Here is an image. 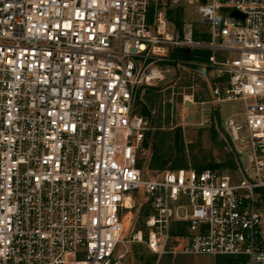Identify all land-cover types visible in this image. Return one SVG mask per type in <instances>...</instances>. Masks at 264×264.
<instances>
[{
	"label": "built area",
	"instance_id": "built-area-1",
	"mask_svg": "<svg viewBox=\"0 0 264 264\" xmlns=\"http://www.w3.org/2000/svg\"><path fill=\"white\" fill-rule=\"evenodd\" d=\"M197 4L0 0V264H124L116 252L137 195L148 214L133 240L159 260L264 264V0H206L207 31L177 24ZM172 70L209 89L208 100L196 101V85L183 96L181 126L188 104L200 126L208 111L240 105L222 125L248 159L238 180L191 166L146 179L151 120L139 92Z\"/></svg>",
	"mask_w": 264,
	"mask_h": 264
},
{
	"label": "rangeland",
	"instance_id": "rangeland-1",
	"mask_svg": "<svg viewBox=\"0 0 264 264\" xmlns=\"http://www.w3.org/2000/svg\"><path fill=\"white\" fill-rule=\"evenodd\" d=\"M206 0H198V4L184 7L182 20L193 23L201 31H207L209 26L205 25L198 15V9L205 4ZM196 85L198 92L197 100H208L209 91L204 83H193L188 74L182 70H172L167 75L166 81L160 87H147L150 90H140L138 109L143 105L151 110V131L148 134V142L152 146V157L157 152L161 158L169 161L163 171H170L174 167L175 161L184 163L188 167H195L198 164L226 165L232 159L231 151L219 134L214 116L210 112L204 118L207 121L204 126L200 123V111L193 105L188 104L189 117L186 118L188 125L181 126L183 115V96L191 94L190 87ZM172 100V104L169 101ZM165 103V105H164ZM239 104H227L219 106L221 122L224 126L228 118L235 113H240ZM214 115V114H213ZM240 121V120H239ZM192 124V125H191ZM179 137V138H178ZM245 138V136H243ZM177 144V145H176ZM238 147H240L238 145ZM154 148V149H153ZM180 152V153H179ZM233 155V154H232ZM234 157V156H233ZM245 168L248 167L246 155L241 157ZM149 169L153 173H148L146 179L156 177V174L163 171H156L151 166ZM230 173L240 178L237 170L224 168ZM217 169V170H224ZM258 196L264 198V193L256 192ZM140 196H136V207L124 214V234L122 244L119 245L116 254H124V264H237L239 259L235 257L219 256H194V257H163L158 259L145 245L133 240V237L144 227V216L139 203Z\"/></svg>",
	"mask_w": 264,
	"mask_h": 264
},
{
	"label": "trees",
	"instance_id": "trees-1",
	"mask_svg": "<svg viewBox=\"0 0 264 264\" xmlns=\"http://www.w3.org/2000/svg\"><path fill=\"white\" fill-rule=\"evenodd\" d=\"M174 18H175L177 24H180V22L182 20V11H177L175 13ZM196 38H198V37L196 36ZM203 39L205 41H208L209 36L203 35ZM210 56H211V53L208 51L185 53L181 50L176 52V54L174 55V57L178 58V59H184V60H189V61H199V62H203V63L208 62ZM141 90H150V89L147 87H143V88H141ZM139 111H140L141 115L150 119L151 110L147 107V105H143L142 109ZM231 156H232V159L229 160L228 163L224 166L223 165H215V164L211 163V164H202V165L198 164L197 166H195L194 168L192 167V168L198 172H202L205 170H217V169H222V168L223 169L228 168L231 170H237V165H236L235 159H234L232 154H231ZM168 164H169L168 160L161 158L160 155L157 152H155L153 157H152V161L150 163V166H151V168H153L156 171H163L167 167ZM188 168L189 167L186 164H184V163L178 164V161H175L174 167H172L171 171L183 170V169H188ZM142 214L144 217L147 216L148 212L145 208H142ZM173 234L174 235L176 234L175 230L173 231Z\"/></svg>",
	"mask_w": 264,
	"mask_h": 264
},
{
	"label": "water",
	"instance_id": "water-1",
	"mask_svg": "<svg viewBox=\"0 0 264 264\" xmlns=\"http://www.w3.org/2000/svg\"><path fill=\"white\" fill-rule=\"evenodd\" d=\"M233 16L235 18H239V14L238 13H234ZM214 119H215L216 127H217V130H218L219 134L222 136V138L224 139L225 143L229 147L231 153L235 157V160H236V163H237L239 169L241 170V172L243 173V175H245V171H244L243 164H242V161L240 159V156L237 153V151H236V149H235V147H234V145H233L230 137L225 132V130H224L223 126H222L221 116H220L219 110H215L214 111Z\"/></svg>",
	"mask_w": 264,
	"mask_h": 264
},
{
	"label": "crops",
	"instance_id": "crops-1",
	"mask_svg": "<svg viewBox=\"0 0 264 264\" xmlns=\"http://www.w3.org/2000/svg\"><path fill=\"white\" fill-rule=\"evenodd\" d=\"M205 85H206V88L208 89V86H207V84L206 83H204ZM208 91H209V89H208Z\"/></svg>",
	"mask_w": 264,
	"mask_h": 264
}]
</instances>
